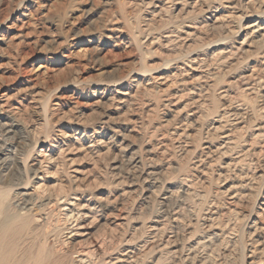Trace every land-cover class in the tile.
Wrapping results in <instances>:
<instances>
[{"label": "rangeland", "instance_id": "obj_1", "mask_svg": "<svg viewBox=\"0 0 264 264\" xmlns=\"http://www.w3.org/2000/svg\"><path fill=\"white\" fill-rule=\"evenodd\" d=\"M3 93L28 106L19 153L33 132L69 145L82 200L126 213L83 219L82 250L116 235L133 264H264V0H0Z\"/></svg>", "mask_w": 264, "mask_h": 264}, {"label": "bare ground", "instance_id": "obj_2", "mask_svg": "<svg viewBox=\"0 0 264 264\" xmlns=\"http://www.w3.org/2000/svg\"><path fill=\"white\" fill-rule=\"evenodd\" d=\"M24 89H28L31 94L32 101H29V104L35 103V100L39 102V99H35L39 93H34L36 90L32 86ZM11 99L12 96L6 93L0 96V264H133L134 251L126 248L130 242L116 235L106 237L88 250H82L79 239L82 237L83 219L95 211L111 209L113 215L121 212L117 218L125 220L126 213L118 208L121 204L117 202L110 206L96 202L89 204L82 200L84 190L82 176L78 175V169L67 158L71 151L69 145L64 144L63 148L51 149L46 146L48 136L42 138L33 132L28 141L20 143L26 151L19 153L15 148L14 135L18 126L13 124L19 122L21 110L27 109L28 106L25 105L23 109L19 103L15 104ZM129 100L128 94L118 98L121 105L127 104ZM173 101L167 99L164 107L173 108L175 106ZM55 106L57 104L48 106V103L42 106L40 112L46 121L55 114L57 110ZM233 115L237 116L238 120L239 116L241 117L238 113ZM217 130L212 126L207 133L214 134ZM67 133L61 132L59 136L67 138L69 137ZM221 135V139L227 144L229 136L224 133ZM26 142H29L28 145ZM95 144L94 142L87 148L94 149ZM177 147L181 150V143ZM109 148L110 146H106L103 150L107 152ZM7 161H11V164ZM201 162L198 159L197 163ZM51 169L53 170L50 171ZM149 170L137 177L138 179L141 177L146 184L153 185L155 173L153 168ZM182 187L185 193L190 192V186ZM159 198L161 203L174 200L172 194L169 196L161 194ZM233 198L234 196L230 199ZM262 205L264 206V203ZM178 215V211L172 214L175 224L179 222ZM210 229H213V224ZM153 239L150 241L154 244L152 251H162L160 241L156 242ZM166 245L169 244L165 243ZM183 251L181 249L179 253L182 255Z\"/></svg>", "mask_w": 264, "mask_h": 264}]
</instances>
